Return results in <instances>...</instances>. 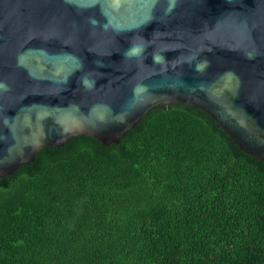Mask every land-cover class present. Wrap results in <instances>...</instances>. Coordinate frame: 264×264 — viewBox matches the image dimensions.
Instances as JSON below:
<instances>
[{"label":"water","instance_id":"water-1","mask_svg":"<svg viewBox=\"0 0 264 264\" xmlns=\"http://www.w3.org/2000/svg\"><path fill=\"white\" fill-rule=\"evenodd\" d=\"M174 103L264 162V0H0V177Z\"/></svg>","mask_w":264,"mask_h":264},{"label":"trees","instance_id":"trees-1","mask_svg":"<svg viewBox=\"0 0 264 264\" xmlns=\"http://www.w3.org/2000/svg\"><path fill=\"white\" fill-rule=\"evenodd\" d=\"M0 264H264V162L181 103L44 146L0 177Z\"/></svg>","mask_w":264,"mask_h":264}]
</instances>
